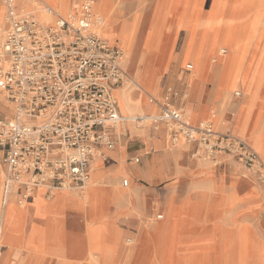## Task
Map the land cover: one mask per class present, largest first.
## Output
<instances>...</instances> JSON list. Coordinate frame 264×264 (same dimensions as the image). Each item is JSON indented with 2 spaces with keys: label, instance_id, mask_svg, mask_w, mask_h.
Wrapping results in <instances>:
<instances>
[{
  "label": "bare ground",
  "instance_id": "obj_1",
  "mask_svg": "<svg viewBox=\"0 0 264 264\" xmlns=\"http://www.w3.org/2000/svg\"><path fill=\"white\" fill-rule=\"evenodd\" d=\"M109 2L94 0L93 13L101 19L102 33L112 37L115 33L123 41L126 62L130 56H138L145 66L134 80L112 93L122 108L120 114L125 123L113 130L118 141L109 154L118 152L124 155L130 137L141 138L147 134L148 128H159L152 122L159 111L136 90V86L142 92L158 97L159 80L164 72L156 71V62L174 56L180 47L183 48L184 42L180 41L189 33L192 37L186 49L188 57L199 55L205 41L209 40L206 47L207 69L213 70L214 63L218 62L225 65L220 91L232 93L238 89L237 74L246 83L234 118L239 124V131L264 133V0H165L160 19L151 25L141 51L135 44L138 36L130 29L128 20L118 17L114 21L113 16L119 10H110L107 7ZM37 3V0H17L19 14L34 16L43 24L50 23L52 19L48 10L38 7ZM80 4L68 7L62 1L57 9L46 6L56 15L67 17L78 13ZM170 23L171 32L167 34ZM7 26L6 8L0 3V29ZM96 32L112 45L97 29ZM220 48L223 49L222 57H218ZM8 103L0 94V114L8 115ZM183 117L186 119L188 116L184 114ZM198 118L211 120L220 130L226 124L225 114L218 115L216 110L214 114L204 110L192 116L193 120ZM123 132L126 142L121 139ZM108 160L109 155L102 152L94 158L89 179L82 191L72 186L51 190L43 185L32 189L26 196V207L19 208L14 199L4 207L3 226H14L15 220L22 218L39 248L37 256L31 257L26 264H46L49 258H56L57 264H81L73 256L85 254L88 255V264H264V240L251 227L232 224V215L241 200L236 190L246 186L241 184L238 188L234 185L226 188L222 181L191 185V190L182 200H175L169 225L158 223L148 226L145 223L148 214L145 208H129L131 192L121 187V176L112 180V174L102 170ZM125 166V163L120 165V172L124 173ZM1 179L2 174L0 208L3 206ZM16 186L21 191V183ZM49 189L54 193L53 198L57 192L63 196L70 195L86 208L87 242L83 237L70 239L57 222H47L45 218L51 201L45 198V193ZM113 204L114 226L109 222ZM28 214L38 219L30 221ZM127 216L134 220L118 224L120 217ZM127 236L133 240L125 241Z\"/></svg>",
  "mask_w": 264,
  "mask_h": 264
},
{
  "label": "built area",
  "instance_id": "obj_2",
  "mask_svg": "<svg viewBox=\"0 0 264 264\" xmlns=\"http://www.w3.org/2000/svg\"><path fill=\"white\" fill-rule=\"evenodd\" d=\"M1 1L8 26L0 29V94L12 111L9 119L0 118L7 186L21 183L24 192L43 185L83 189L94 157L115 146L107 130L125 123L112 94L126 79L123 51L98 36L94 0H84L67 17L48 10V24L20 15L17 0ZM175 97L164 98L152 122L166 125L174 144L182 137L210 156L237 159L264 189V160L210 122H185L183 109L172 107Z\"/></svg>",
  "mask_w": 264,
  "mask_h": 264
},
{
  "label": "rangeland",
  "instance_id": "obj_3",
  "mask_svg": "<svg viewBox=\"0 0 264 264\" xmlns=\"http://www.w3.org/2000/svg\"><path fill=\"white\" fill-rule=\"evenodd\" d=\"M38 7H41L43 9L49 10L46 6V4L40 0H37ZM108 8L111 10V6L108 5ZM105 10H107L105 8ZM115 10V9H114ZM143 10V11H142ZM140 5L136 4L131 8L130 16L133 14H138V15H144V11ZM117 15L118 13L116 12L114 15V21L117 20ZM65 16V15H63ZM129 22V27L131 30L135 32V34L138 36L136 39L135 44L137 43L138 49L141 51L144 46L145 42L147 39V36L149 34V31L151 29L150 21L149 19H146L144 24L141 27H138L136 20L132 19H127ZM52 21V20H51ZM50 21V22H51ZM172 23L167 28V34L171 32L172 28ZM97 31L99 34H103V36L108 39L112 45L118 46L121 48L123 51V65H124V70L127 74H130L131 72L135 71V76L138 74H141L142 71L145 69V66H143V61L141 60V57H131L129 61L126 62V50L123 48V41L114 33V37L105 35L102 33L100 26H98ZM192 37V34H187L186 37H184L180 42H184L183 48L180 47V50L172 57L164 58L163 60H158L156 62V71H163L164 76L160 78L159 80V85H158V90H159V98L155 96L154 94H148L146 92H142L138 86H136V90L143 94L154 106L156 109L159 111L161 103L163 102V98L161 95V92L165 86L166 83V75L169 71V67L171 63L174 60L178 59L179 53L181 55V61H180V67L186 66L189 62L193 64L194 70L192 74L189 76V94H186V100L185 106L183 108L184 114L188 116L186 119H184L185 122L197 126V121L192 119V116L196 114L194 108L191 105L190 99L197 97L198 93V88L200 86L201 81H206L208 78L209 73L211 70L207 69V62H208V57L206 54V47L208 46L209 40H206L202 50L200 51L199 55H195L193 57H188L186 54V49L189 45L190 39ZM134 42V40H133ZM128 60V59H127ZM203 63V64H202ZM225 65L222 62L214 63V68H213V73L215 75V80H216V87H215V95L214 98H217L218 93L221 89L220 82L224 74L225 70ZM200 69V73H199ZM200 74V78H198V75ZM236 81L238 82V89H243L246 86V83L243 82L242 76L240 74H237L236 76ZM130 79L133 80V78ZM130 79H126L125 83L130 81ZM124 83V84H125ZM132 83V81L130 82ZM236 89V90H238ZM235 90V91H236ZM116 99V96H115ZM118 102V100L116 99ZM238 102V101H237ZM237 102H234L231 106H226V105H221L218 109V114H227L230 111H234ZM119 106V103H118ZM191 107V108H189ZM121 107L119 106L120 113L121 112ZM212 109V110H211ZM210 109V114H214L215 109L213 107ZM7 111L9 112L8 115H10L11 112V106L8 103V108ZM235 120V119H234ZM212 121H207L206 119H202L201 123H206ZM235 127H234V132L235 134L247 142L256 152L259 154L260 158L264 160V133H257L255 131H239V124L237 120L234 121ZM215 126V125H214ZM216 128V127H215ZM159 129V128H158ZM157 129V130H158ZM216 130L221 131L220 129L216 128ZM115 134H117L114 131ZM113 133V134H114ZM114 134V135H115ZM147 135V134H146ZM145 135V136H146ZM116 136V135H115ZM125 132L122 133L121 139L126 142L125 140ZM139 138L138 136L133 135L130 137L128 140V146L130 147L129 153H124V155H119L118 152H114V154L117 156L116 160L119 163V165L125 163V169H124V175L126 177H123L120 181L122 183L123 179H131L132 175H143L146 180L149 182H154V176H160L161 172L163 171L165 167V163L159 159V158H153L151 162L149 163V166L147 170H143L141 166H136L135 168L134 165H130L133 163L136 158H141V163H142V156L141 155H135L134 154L138 151L141 145L142 138ZM117 138V136H116ZM118 141V140H117ZM180 143V144H179ZM179 146L185 145L190 147V143H188L184 138L181 137V140L179 142ZM177 144V145H178ZM176 146V145H175ZM172 148L168 146V151H170ZM150 150V149H149ZM201 151V152H199ZM103 153V152H102ZM113 153H111L112 155ZM134 156V157H133ZM157 156V154L155 155ZM133 157V158H132ZM214 159V160H213ZM130 160V161H129ZM193 162L195 163L193 165V168L191 171L190 175H187V177H184L182 180H180L176 187L173 190V193L179 197H182L183 195H186L187 192H189V187L191 185L192 179L201 173V171H206L205 173L206 177H209L212 181L210 184L217 183L219 181H222L225 185L226 188H229L230 186L234 185L235 187L238 188L239 185H244L246 186L245 188H238L237 192L241 197L240 203L242 205H238L237 210L233 213L232 215V220L234 221L232 224L236 226L244 225L246 227H251L253 232L260 236L264 240V189L263 187L259 184L257 178L255 177L254 172L249 171L244 167L243 164L239 163L237 159H232L230 156L226 154H220V155H214L210 156L205 149L199 148L197 145L191 146L186 159L183 160L182 165L186 166V163ZM130 163V164H129ZM231 169H228L231 167ZM198 169V170H196ZM226 169V170H225ZM209 170V171H208ZM199 172V173H198ZM204 173V172H202ZM199 179H204L205 177L202 175L198 176ZM249 184V187H247ZM173 185V182L170 180L167 182H164L162 184H158L153 191V193L149 196V207H148V202L147 200L143 201L141 204L139 203V198L138 196L134 193L133 189H130V197L128 201V206L131 209H142L145 208L146 211L149 212L145 218V223L148 226H153L158 223H163L164 225H169L172 219V210L174 208V202L176 198L172 197L169 199L166 195L165 201L162 203H157L158 206H155L154 203L158 197V194L160 193L161 195L167 194L168 189L170 186ZM197 185H208L205 183H192V186H197ZM122 186V185H121ZM17 187V186H16ZM133 185L131 183L130 188H132ZM48 191V190H47ZM46 191V192H47ZM50 191V190H49ZM198 192L200 190H197ZM32 192H23L20 193L19 188H15L14 190V201L17 204L19 208H24L26 207V196L29 195ZM36 192V191H35ZM34 193V192H33ZM53 193V192H52ZM46 194V193H45ZM54 196V193L52 194L51 198H48V200L52 201ZM253 200H257V204L252 207L248 205ZM69 204V202H68ZM166 207V210L168 211V216L166 214V210L164 207ZM249 211L252 213L251 216ZM3 213H4V206L0 208V264H26V262L33 256H37V250L39 248L34 244L35 240L34 238L29 234V231L25 228V223L22 218L18 219L17 221L15 220L14 226H9L5 228L3 226ZM158 215H164V220L163 221H157V216ZM23 216V215H22ZM65 223H66V228L70 232H75L78 229H81L83 225V220L80 218L75 212L69 211L66 218H65ZM168 219V220H167ZM240 222H239V220ZM254 219L257 220V225H254ZM134 219H131V217H120L118 219V224H127L131 222ZM167 220V221H166ZM166 221V222H165ZM167 228V227H166ZM167 232V230L165 231ZM127 239H132L131 236H127L124 240L127 241ZM133 240V239H132ZM30 242V244H29ZM134 242V241H133ZM229 246V243H227ZM5 249L7 252H5ZM88 261H85L84 263H87Z\"/></svg>",
  "mask_w": 264,
  "mask_h": 264
},
{
  "label": "crops",
  "instance_id": "obj_4",
  "mask_svg": "<svg viewBox=\"0 0 264 264\" xmlns=\"http://www.w3.org/2000/svg\"><path fill=\"white\" fill-rule=\"evenodd\" d=\"M41 1L44 2L47 6L53 8V9H57L58 7L61 6L62 1L66 2V5L68 7H71V6H74L76 3H82L83 0H52V1L41 0ZM108 1H110L109 5L111 6V10H114V9L119 10L117 12L118 13L117 17H120L121 19L136 20L138 27H141L144 24L146 19H149L150 25H154L155 23H157L159 21L160 16L162 14L161 10H162V6H163V2L165 0H108ZM0 3H2L1 0H0ZM136 4L140 5L143 9H145L144 15L140 16L138 14H133L132 16H130L131 8ZM6 14H7V11H6ZM109 46L121 50V48H119L118 46H113V45H109ZM221 49L222 48H220L218 50V57L219 56L222 57V55H223V53H221V51L223 49L222 50ZM181 60H182L181 55L179 53L178 59L174 60L169 67V71H168L166 78H165L166 83H165V86L161 92L163 100L168 95L173 96V94H175V93L178 94V97H175L172 100V107L176 108V109H178V108L183 109L185 106L186 100H188V98L186 99V94H189V92H190L189 91V88H190L189 87V76L192 74V72L194 70V66H193V64H191V62H189L184 67H180L179 63ZM122 68L124 70L123 64H122ZM211 70H212V68H211ZM124 72H125V70H124ZM200 72L201 71L199 69V73ZM125 74H126V79H130V76H131V78H133V80L135 79V71L131 72L130 74H127L125 72ZM198 78H200V74L198 75ZM125 80L120 85H118L115 89L121 88L124 85ZM215 87H216L215 75H214L213 71H211L208 75L207 80L201 81L200 86L198 88L197 97L190 99L191 105L194 108L195 112L201 113L204 110L210 111V109L213 107L218 114V109L222 104L226 105V106H228V105L231 106L234 102H237V101L239 102L243 97V91L241 89H238L232 93H224L225 90H221L218 93L217 98H214ZM237 94H239V95L237 96ZM238 102H237V104H238ZM237 104H236L235 110L233 112L230 111L227 114H225L226 124L223 126V130H221L223 132H230L236 137H238V136L234 132V127H235L234 118H235V113L237 111ZM117 107L119 109L118 102H117ZM119 112H120V110H119ZM159 114H160V110H159L157 115H159ZM218 115H221V114H218ZM11 116H12V111L10 112L9 116H6L4 113L0 114V118H4V119H9ZM207 117L208 116H206L205 118H207ZM201 121H202V118H198L197 119V125H199L201 123ZM158 126H159L158 130H155V128H148L147 129V135L142 138L140 148L134 154V156L135 155H141L142 156V158H143L142 163H141V158H136V160L133 163H131V164L129 163V164L134 165V166H141V168H143V170H147L151 160L155 157L159 158L165 163V167H164L163 171L161 172V175L160 176H154V182H149L141 174L136 175V176L132 175L131 179H129V178L123 179L122 183H120L122 185L121 187L123 189H126V190L133 189L134 190V193L139 198L140 204L143 201L147 200L148 207H149V196L153 193L156 186L158 184H162V183L167 182L169 180L171 182H173V185L170 186V188L168 189L169 191H167V194H164V195H161L160 193L158 194V197H157L154 205L158 206V204H157L158 202L163 204V202L165 201L166 195L169 199L174 197L178 201L182 200L186 195H183L182 197H179L178 195L176 196L173 193L172 189H174L176 187L177 183L180 180H182L184 177H187V175L191 174V171H193L192 170L193 165L195 164V163L189 161V163H186L187 164L186 166H183L182 162H183V160L186 159V156H187V153H188L190 147L195 146L197 144L191 143L190 147L185 146V145L179 146V144H180L179 142L181 140V137L178 138L177 144L178 143L179 144L178 145L174 144L171 140L170 130L167 128V126L164 124H158ZM113 130L114 129L110 128L107 131H108V134L110 135V137L112 138V140L115 141V145H116L117 138L113 134ZM168 146H170L172 148L170 151L167 150ZM149 147L151 148V151L149 150ZM129 149H130V147L128 146L127 153H129ZM101 152H103V155H109V160L104 162V164L102 166V170L105 173H111L112 175L111 174L110 175L112 177H110V178L112 180H115L116 178L121 176L120 177V181H121V179L123 177H126L124 175V173L120 172L121 167L116 160L117 156L114 153L112 155L109 154V152H112V150L108 149L106 147H102L100 149L99 153H101ZM156 154H157V156H155ZM231 158L235 159L233 157H231ZM231 168H232V166L229 167L228 169H231ZM196 170H198V169H196ZM202 172H204V173H202ZM205 173H207V172L201 171L200 174L196 175L192 179L191 185H192V183H195V182L210 184L212 180L209 177H206ZM0 174H2V179H1V187H2V194H3L2 204L5 207L6 205H9L12 203L11 200L14 198V190L17 187H16V184H12L10 186H7L6 178L8 175V168L4 164L3 158L1 155H0ZM199 175H202L205 178L199 179L198 178ZM131 183L133 185L132 188H130ZM191 185L189 187V190H191V188H192ZM20 188H21L20 193H23L24 188L22 186ZM50 189L56 190L59 188H56V189L50 188ZM49 190L46 192L45 198H51L52 197L53 193L51 192V190L50 191ZM78 190L82 191V189H78ZM68 202H69V204H68ZM241 203L239 204V206L242 205ZM256 204H257V200H253L250 203H248V205L250 207H252V206L255 207ZM158 207H161V206H158ZM162 207H164V206H162ZM164 208L166 210V207H164ZM114 209L115 208H114V204H113L112 209H111V218L109 220L110 224H113V226H114ZM69 211L75 212L83 220L84 226L75 232L74 231L70 232L66 228V223H65L66 219L65 218H66ZM148 212H149V209H148ZM249 213H250V215L252 214L250 211H249ZM87 214H88V212H87L86 208L83 206H80V202L78 201V199H74L70 195L63 196L61 193L57 192L55 195V198H53L52 201L50 203H48V215L45 219H47V222H50V221L57 222L59 224V226L63 228L64 233L66 234V236L68 238L72 239V238H77V237L78 238L83 237L84 239H86V242H87V236H86L87 227L85 225V220H86ZM166 214L168 216L167 210H166ZM28 217H30V219H29L30 221L38 219L35 215H32V214L31 215L28 214ZM168 219H169V216H168ZM163 220H164V215H158L157 216V221H163ZM239 222H240V220H239ZM254 225H257L256 219H254ZM7 250L5 249V252H7ZM73 259L80 262L81 264H88V262L84 263L85 261H88V255L87 254H85L83 256H80V255L79 256L78 255L73 256ZM1 264H2V262H1ZM28 264H31V262H28ZM46 264H57L56 258H49V261Z\"/></svg>",
  "mask_w": 264,
  "mask_h": 264
},
{
  "label": "water",
  "instance_id": "obj_5",
  "mask_svg": "<svg viewBox=\"0 0 264 264\" xmlns=\"http://www.w3.org/2000/svg\"><path fill=\"white\" fill-rule=\"evenodd\" d=\"M124 125V124H123Z\"/></svg>",
  "mask_w": 264,
  "mask_h": 264
}]
</instances>
